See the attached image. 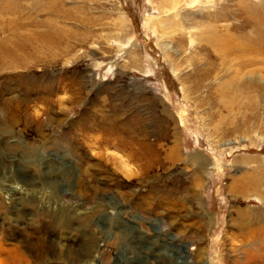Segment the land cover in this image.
<instances>
[{"label":"rangeland","instance_id":"1","mask_svg":"<svg viewBox=\"0 0 264 264\" xmlns=\"http://www.w3.org/2000/svg\"><path fill=\"white\" fill-rule=\"evenodd\" d=\"M11 2L0 8V42L14 52L0 57V188L14 179L27 211L47 207L50 236L52 217L70 218L66 262L264 264V101L228 113L197 88L187 77L202 51H166L145 24L157 0ZM45 18L63 39L17 44Z\"/></svg>","mask_w":264,"mask_h":264},{"label":"bare ground","instance_id":"2","mask_svg":"<svg viewBox=\"0 0 264 264\" xmlns=\"http://www.w3.org/2000/svg\"><path fill=\"white\" fill-rule=\"evenodd\" d=\"M157 1L158 5L152 6L153 12L147 15L145 24L154 32H158L157 43L166 51L173 49L171 51L176 52L174 48L178 46L180 50L185 48V45L202 51L200 59H204V62H201L202 64L199 62V64L203 65L204 63V65L196 63L195 70L187 77H193L196 87L204 84L216 92L217 97L220 95L221 98L215 102L224 107L228 113H236L243 107L254 106L256 98L264 101V0H239L242 10L238 14L239 22L237 24L230 23L231 19H236L235 13L238 12V9L234 8V0ZM56 2L48 4L42 2L44 4L41 8L48 14L50 12L59 16L58 13L61 11L56 10ZM5 4L7 5L5 6ZM11 5V0L4 2L0 0V8H8ZM41 8L39 6L37 9ZM158 11H161L160 14H157ZM40 24L43 26L40 29L41 32L38 30L36 35L22 39L16 37L17 44L26 47L22 41L30 44L32 40L57 44V41L64 38L65 35L62 36L63 32L57 28L54 20L41 19ZM236 28L241 30L239 35L235 32ZM5 43L0 42V57L2 49L5 54L14 53L11 50L13 48L5 46ZM173 44L177 46L173 47ZM194 59L196 60V58ZM196 67L202 69H196ZM173 68L176 70L177 67ZM252 113L256 114V112ZM238 124H234L235 130H237ZM250 178L252 179L251 176L245 175L244 181L253 184L255 181ZM235 182L238 184L237 181ZM2 184L5 187L0 188V194L8 195L7 199L11 201L18 199L19 205L17 204V208L14 209L15 213L12 215V212L9 214V203L11 202L3 205L0 201V209L4 211L7 209L6 212L10 216L8 221L0 220V264H50L58 260L61 261V264H83L84 260L81 256L66 262L70 259L68 257H70L69 254H71L73 243H75L66 232V229L70 228L68 224L70 218H67V222H63L60 217L58 219L52 217L58 225H56V230L60 234L59 236L53 235L54 237L51 235L53 237L51 238L48 232H44V228L48 227L49 209L36 206L34 212L29 209L27 211L25 201H27L26 197L29 191L26 187L23 185L17 187L18 184L14 179H9V182ZM235 187L236 185L233 184L234 189ZM48 240L54 241L53 243L56 245L54 251L50 253L45 251L44 247Z\"/></svg>","mask_w":264,"mask_h":264}]
</instances>
